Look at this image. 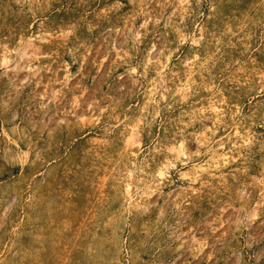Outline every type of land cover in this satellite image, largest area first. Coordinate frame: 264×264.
<instances>
[{
    "label": "rangeland",
    "instance_id": "374dc122",
    "mask_svg": "<svg viewBox=\"0 0 264 264\" xmlns=\"http://www.w3.org/2000/svg\"><path fill=\"white\" fill-rule=\"evenodd\" d=\"M0 264H264V0H0Z\"/></svg>",
    "mask_w": 264,
    "mask_h": 264
},
{
    "label": "bare ground",
    "instance_id": "6f19581e",
    "mask_svg": "<svg viewBox=\"0 0 264 264\" xmlns=\"http://www.w3.org/2000/svg\"><path fill=\"white\" fill-rule=\"evenodd\" d=\"M30 41V40H29ZM214 109H216V107H213ZM135 142H137L136 141V139H135V132H130V133H128V135L126 136V137H124V142H123V144L121 145V146H123L124 147V150H126V149H129V151H130V149H131V147H132V145H134L135 144ZM137 144V143H136ZM171 147V146H170ZM172 149H173V152L175 153L174 155H176V157L177 156H184V157H187V150H186V148H185V146H184V142L181 140V141H179L178 142V144H176V146H173L172 145V147H171ZM170 148V149H171ZM122 149V148H121ZM135 151V150H134ZM125 153H127V152H125L124 151V155H125ZM135 153V152H134ZM127 154H129V153H127ZM126 154V155H127ZM131 154V153H130ZM132 155V154H131ZM225 155V154H224ZM128 157V156H127ZM129 157H130V155H129ZM134 157V156H133ZM174 158V156L172 157V159ZM176 159V158H175ZM174 159V160H175ZM173 163V162H172ZM170 164L171 163H169V165H168V167L170 166ZM172 165V164H171ZM195 168V167H194ZM200 169H202V165L201 164H199V166H197L196 167V169H195V172H197L198 170H200ZM130 170V169H129ZM156 173H157V175L159 176V177H161V176H163L164 174H165V170L162 168V167H159L158 169H157V171H156ZM183 173H185V172H183ZM185 174H187V173H185ZM124 177V176H123ZM125 179H127V178H125ZM129 179V178H128ZM121 182V181H120ZM123 182V181H122ZM131 181H129V180H126L125 182H124V184H122V196H123V199H127L128 201H132L131 199H132V196H133V193H132V185H131ZM183 186V185H182ZM120 187V186H119ZM121 189V188H120ZM119 189V190H120ZM120 195V194H119ZM118 195V196H119ZM142 194H140L139 195V197L141 196ZM125 197V198H124ZM134 198V197H133ZM121 200H122V198H121ZM127 201V202H128ZM138 201V200H137ZM124 202V201H123ZM126 202V201H125ZM135 202V201H134ZM137 203V202H136ZM123 204V203H122ZM132 205V204H131ZM135 205V204H134ZM127 206V205H126ZM134 207V206H133ZM116 252V251H115ZM118 261V260H117ZM121 263V262H120Z\"/></svg>",
    "mask_w": 264,
    "mask_h": 264
}]
</instances>
